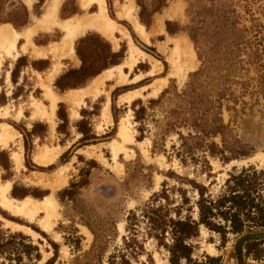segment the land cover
Here are the masks:
<instances>
[{
    "label": "rangeland",
    "instance_id": "obj_1",
    "mask_svg": "<svg viewBox=\"0 0 264 264\" xmlns=\"http://www.w3.org/2000/svg\"><path fill=\"white\" fill-rule=\"evenodd\" d=\"M23 1L30 6L34 0ZM23 1L0 0V20L10 17V10L19 13L20 9L16 8ZM48 1L44 2L42 13L33 16L29 25L35 17H40L43 22ZM76 1L70 0L66 10L73 8ZM107 1L104 0L107 15L128 32L136 47L147 54L131 70L123 68L129 81L112 88H109L111 82H106L110 122L101 114L105 97L91 98L88 94L96 75L75 90L60 91L54 85L60 74L81 65L75 51L76 60L70 61L67 53L61 50L64 31L60 27L48 28L43 23L32 33L33 46L43 47L47 53L43 57H32L27 52L22 54L27 55V60L50 58L46 60L52 65L43 71H37L29 64L20 66L16 83L5 81V73L13 68L16 58L0 50V96L5 99V103L0 104V123L8 124L17 133L15 138L6 137V145L4 138L0 140V150H6L9 156L14 152L21 155L19 165L9 157V170L0 165V185L10 182L11 187L16 184L47 192L37 199L51 194L54 185L58 203V210L54 218L51 217L52 229L48 231L38 222L43 213L30 219L0 206V216L4 220L24 226L23 229H11L1 220V240L21 232L28 236L24 242L36 245L40 253L39 259L34 255L29 259L24 256L20 264H44L54 254L51 241L57 246L53 264H110V260L115 264H122V260L127 264H170L167 247L158 243L148 231L147 220L142 216L146 204L165 205L170 208L172 217L177 205L181 218L190 216L197 220L199 191L194 183L204 188L205 199L214 200L227 190L229 176L241 169L263 170L264 181V0H109L111 11ZM163 1L165 6L153 13L147 31L143 27L145 35L147 33L145 37L134 30L127 18L118 15L122 6L130 2L138 20V3H141L145 6L143 16L147 18V14ZM14 4L15 9H8ZM92 4L96 6L94 11L82 9V14L68 18L96 12L98 2L93 1L89 6ZM170 7L172 14V10L167 13ZM166 20L181 30L169 34L165 28ZM39 32L50 33L40 34L33 41ZM89 32L108 42L107 45L93 38L90 42L93 54L107 50L116 52L122 48V60L126 57L128 40L123 34H114V45L96 31L87 30L84 34ZM189 33L194 35L193 40ZM81 36L73 41V48ZM19 39L17 45L21 46L25 40ZM179 39L187 43L186 55L184 52L179 56L180 60L186 61L178 60V68L171 73L168 58L174 40ZM38 42L47 45L37 46ZM50 48L52 51L49 52ZM154 61H158L159 69L149 74ZM102 63L100 57L94 65L101 67ZM50 72L54 77L57 74L53 82L49 80ZM138 74L141 77L131 81ZM161 78L165 82L158 93L149 95L150 84ZM45 87L60 97L55 102L54 114L51 120L30 119L36 108L44 111L47 117L51 113V98ZM132 90H138L139 94L130 102L119 101L121 94ZM14 93H17L16 97ZM59 102L64 103L68 116L67 135L56 130ZM140 106L144 108L142 117L136 119L134 110ZM74 108L76 115L72 114ZM82 118L97 138L79 147H76L77 143L65 156L67 161L62 162L60 155L81 135L75 124ZM35 121L46 124L47 131L42 138H31L30 161L44 169L26 166L24 158V135L19 128L29 130ZM120 122L126 124L127 139L117 135ZM215 127L218 131L212 133ZM256 153L262 155L261 159H248ZM91 159L94 163L89 162ZM50 163L52 167L47 169ZM64 188L69 189L68 194H61ZM10 190L9 195L14 197ZM162 190H165L167 200L163 195L152 200V195ZM131 210L136 219L129 221L127 215ZM213 221L225 225L224 236L199 224L197 235L185 241L192 246L191 260L182 258L180 264H209L207 256L219 257L218 264H264V236H255L264 232V228L245 226L242 233H234L221 218ZM163 242L171 244L169 233H165ZM0 264L16 262L0 252Z\"/></svg>",
    "mask_w": 264,
    "mask_h": 264
},
{
    "label": "trees",
    "instance_id": "obj_2",
    "mask_svg": "<svg viewBox=\"0 0 264 264\" xmlns=\"http://www.w3.org/2000/svg\"><path fill=\"white\" fill-rule=\"evenodd\" d=\"M44 0H37L33 6V13L38 15L40 13V6ZM108 6L111 11L110 1L108 0ZM19 13L14 12V10L8 11L10 13V17H5L3 20H0V23L8 22L15 29L19 30L22 27L26 26L29 21V11L27 7L20 3L18 4ZM70 5V0H65L61 6L60 14L62 17L68 16L71 13L79 12L76 3L74 2V7L70 8V10H66V6ZM140 10L138 12V20L141 22L146 29H148L151 25V17L154 12L159 11L161 7L165 6V2L163 1L161 4L155 6L154 9L147 14V18H144L143 11L145 6L141 3H138ZM12 7H16V5L8 6V9ZM95 10V6L92 5L88 11L92 12ZM66 12V13H65ZM7 13V12H6ZM16 14V15H15ZM165 28L169 34H174L181 30L179 27H175V23L166 20ZM190 38L193 40L194 35L189 33ZM93 38H98L104 44L108 45L106 40L100 38V36L93 34L91 32L84 34L80 38H78L75 42L74 51L81 60V65L78 68H70L64 73L60 74L54 81V85L60 90L64 91L66 89L78 88L81 87V84L84 83L88 78L93 77L100 73L103 69L117 65L123 58V49L116 52H112L111 50L104 51L103 53L96 55L93 54V50L91 49V40ZM96 41V40H95ZM46 42H38V44H44ZM103 59V63L100 65L101 67H96L94 62L98 59ZM105 59V60H104ZM108 61V62H107ZM29 64L32 68L37 71L45 70L49 61L46 59H37V60H27L25 56H19L16 59V62L11 69V80L16 83L18 69L20 66H27ZM2 92H0L1 95ZM3 95V94H2ZM14 97L17 96V93L13 94ZM0 96V104L5 103V99L2 100ZM4 97V96H3ZM2 100V101H1ZM143 106H140L136 110H134L135 118L140 119L141 113L143 112ZM56 116L59 119V123L56 126L57 132L64 133L67 135V125H68V116L66 112V108L63 102H59L57 104ZM76 130L81 134L75 143L64 151L60 155V160L65 162V156L68 154L69 150L76 145L79 147L83 144H86L87 141H94L97 136L90 133L91 129L88 126V122L82 118L78 120L75 124ZM22 132L23 136V146H24V158L26 166L44 169L42 166H36L30 161L32 144L31 138L39 137L42 138L45 136L47 131L46 124L35 121L32 123V126L29 130H26L24 127L19 128ZM218 127L213 128L212 133L217 132ZM240 155H247V153H241ZM80 158V156H78ZM234 157H237L234 155ZM228 159V158H227ZM92 160V159H91ZM89 161L90 163H94V160ZM0 165L5 169L9 170L10 168V159L9 154L6 150H0ZM52 164L46 166L47 169L51 168ZM263 170H256L252 167L241 169L237 174L230 175L226 180L227 190L220 194L214 200H207L204 198V188L200 185H196L199 191V199L197 200L198 207V219L192 220L190 216H185L181 218L179 215V206H174L175 208V216L170 215V208H167L162 204H153V202L148 203L142 209V216L147 220L148 231L151 235H153L158 243L164 244L167 247L169 252V263L170 264H180V260L183 258L186 261H190V254L192 252V246L190 244L185 243V241L193 236H196L198 233L199 224H203L211 230H215L220 232L222 237L225 233V225L216 223L213 220L215 218H221L224 223H228L229 228L234 233H242L244 231V227H255V228H264V181L262 180ZM35 189V190H34ZM33 190H29L24 186H17L13 184L10 190V194L15 198H22L26 195H31L36 198H40L43 195L47 194L46 191H41L37 188ZM32 191V192H30ZM36 191V192H35ZM69 189L64 188L61 190V194H68ZM167 200V194L165 190H162L159 194H153L152 200H155L157 196H162ZM127 219L129 221L135 220L134 211H129L127 215ZM169 233L171 238V244L167 245L163 242V238L165 233ZM1 232H0V252H4L6 257L9 260H14L16 264H20L22 258L25 256L26 258H31L32 255L37 259L40 258V253L36 245L31 244L30 242H24L25 239H28V236H25L21 232H15L12 234L4 236V241L1 240ZM130 240H133L132 238ZM53 249L54 254L52 257L48 258L44 264H53L54 258L57 253V246L54 242H50ZM220 258L207 256V262L209 264H218ZM122 264H127L126 260H122ZM110 264H115L113 260H110ZM91 264V262L89 263ZM95 264V263H93Z\"/></svg>",
    "mask_w": 264,
    "mask_h": 264
},
{
    "label": "bare ground",
    "instance_id": "obj_3",
    "mask_svg": "<svg viewBox=\"0 0 264 264\" xmlns=\"http://www.w3.org/2000/svg\"><path fill=\"white\" fill-rule=\"evenodd\" d=\"M25 1L29 3L31 0H25ZM58 1L59 0H49L48 5H47L48 6L47 7L48 16L47 17H50L51 19L55 18L56 5ZM93 1L98 2V7H97L96 12L92 14H84L86 16H80L77 18L74 17L72 19L65 20L64 22H61L59 24V27L64 31V37L62 40L61 50L66 53H69L72 57L74 54V49H73L74 39L78 37L79 35L84 34L87 30H93V31L100 33L102 36L111 40L114 43V45H116V39H115L116 37L114 36L116 32L123 34L127 38L128 49H127L126 57L121 61L119 65H112L106 68L100 75L94 77L91 87H89L90 89L88 90V94L91 98H97L101 95L105 97V103L103 105V109L101 108L102 109L101 114H103L107 122H110L111 115L108 109L109 91L107 90L106 85H105L106 80H111L113 82V84L110 85L109 88H112L115 85L123 84L127 80L129 81V79H127L128 75L127 73L123 71V68L127 67L131 70L133 66H135L139 62V60L145 58L147 54L141 51L138 47H136L131 41L128 32L123 27H121L119 24L114 22V20H112L107 15L104 0H79V6L81 9L86 10L91 4V2ZM170 10H172L171 7L168 9L167 13H169ZM172 13H173V10L171 14ZM118 15L130 20L133 24L134 30L140 36L145 37L147 35V33L145 35L142 24H140L135 17L134 6L132 5V3L129 2V4H124L121 8V12ZM31 32L32 31L30 30V28L24 29L23 32H17L11 27H8L7 25L0 26V48H4L7 52H9L10 50H13L16 54L15 56H17L20 53L26 52L25 47L28 45V43L23 45L20 49H16L15 44H16L17 37L20 34H25L27 36V42H28L29 41L28 36ZM186 45H187L186 41L183 39L174 40V47L171 50V54L168 58L171 64V67H172L171 73L172 72L174 73L176 69L178 68L177 67V65H179L178 60H180L179 56L181 53L185 52ZM48 50L49 52L52 51L51 48ZM46 53H47L46 49H37V50L33 49L32 55L33 56H43V55H46ZM184 54L186 55V52ZM184 60L186 61V59ZM184 60L182 59L180 60V62L182 61V63H184L185 62ZM158 69H159L158 61H154L152 65V69H150V71H148L147 73L149 74L154 73ZM49 74H51V72ZM8 75L9 73H7L6 81L7 83H10L8 79L9 78ZM48 76H49V80H52L54 78L52 74ZM140 77L141 75L139 74L135 75L134 78L131 79V81H136ZM163 82H165L164 78H161L158 81L152 82V84H150L152 90L149 93V95L157 94L162 84H164ZM46 94H49L51 98L50 115L47 117L44 111L40 110L39 108H36L35 113L29 117L30 119L39 117V118H46V119L51 120V116L54 114V111H55L54 110L55 109L54 107L56 106L55 102L60 97L57 96V94L54 91H52V89L50 88L49 90H47L46 88ZM137 94H139L138 90L137 91L132 90L127 93L121 94L118 98H119V101L130 102L133 98L136 97ZM68 97L71 98L70 95H68ZM6 114L7 112L5 111L4 116ZM72 114L73 115L77 114V111H75V108L72 109ZM16 135L17 133L13 131L8 124L0 123V140L4 138V141H3L4 144H5L6 137L15 138ZM117 135L118 137L122 139H127L129 137L127 133V127L124 122H120ZM113 154L114 156L116 155L115 150H113ZM261 157L262 155L256 153L253 156L249 157L248 159L251 161H254L257 159H261ZM12 159L17 165H19L21 163L20 153L14 152L12 154ZM10 185H11L10 182H5L4 185H0V206L11 210L12 213L14 214L23 215V216L29 217L30 219H33L34 216L38 212L42 211L44 212V216L39 220V224L42 228L50 230L51 224H52L51 217L53 216L54 212H56V207H57V201L55 197L53 195H49V196L44 197L41 200L32 199V198H26L23 200H15L9 196ZM0 220H2L1 216H0ZM7 224L11 227V229L24 228L22 225H18V224H11V223H7ZM119 227H121V224H119Z\"/></svg>",
    "mask_w": 264,
    "mask_h": 264
},
{
    "label": "crops",
    "instance_id": "obj_4",
    "mask_svg": "<svg viewBox=\"0 0 264 264\" xmlns=\"http://www.w3.org/2000/svg\"><path fill=\"white\" fill-rule=\"evenodd\" d=\"M23 1V0H22ZM36 1L37 0H34V1H32V3H31V5L30 6H28L27 4H25V2L23 1V4L27 7V9H28V11H29V21H28V26H25L24 27V29H26V28H30V30L32 31L30 34H29V36H28V42H27V36L25 35V34H20L18 37H17V40H16V44H15V48L16 49H20L23 45H25L26 43H28V45L25 47L26 48V52L27 53H29V55L30 56H32V57H43V56H45V55H43V56H33L32 55V52H33V49L34 50H37V49H44L43 47H36V46H33V43H32V41H31V36H32V33L38 28V26H42L43 25V23L44 24H46V26L48 27V28H51V27H54V26H58L59 27V24L61 23V22H64L65 20H69V19H72V18H74V17H71V18H68V17H70V16H75V14L76 15H78V14H82L81 13V8H80V6H79V1L77 0L76 1V5H77V7H78V9L80 10L79 12H76V13H71L70 15H68V16H65V17H62L61 16V14H60V10H61V6H62V4H63V2L65 1V0H59L58 1V3H57V5H56V12H55V14H56V16H55V18L53 19H51L50 17H47L48 16V13H47V11H48V9H47V7H46V12H45V16L43 17V22L41 21V18L40 17H35L34 19H33V23L31 24V25H29L30 23H31V21H32V17L33 16H39L41 13H42V11H43V5H44V2L46 1V0H44V2L42 3V7H40V13L38 14V15H35L34 13H33V6H34V4L36 3ZM49 2V1H48ZM60 4V5H59ZM92 5H94V4H92ZM91 5V6H92ZM59 6V7H58ZM91 6H89L88 7V9L91 7ZM95 6V5H94ZM95 9H96V6H95ZM89 12V11H88ZM136 17V16H135ZM64 19V18H68V19H65V20H57V19ZM130 21V20H129ZM55 22H57V23H55ZM131 22V21H130ZM132 23V22H131ZM5 25H7L8 27H11L12 29H14L15 30V28L12 26V25H9V23L8 24H1L0 26H5ZM132 26H133V24H132ZM144 27V26H143ZM23 28V27H22ZM21 28V29H22ZM145 28V27H144ZM23 29V30H24ZM17 30V29H16ZM15 30V31H16ZM20 30V29H19ZM23 30H20V31H17V32H23ZM144 30H146L147 31V29L145 28ZM50 32H39V33H37V34H35V36L33 37V41H34V38L36 37V36H39L40 34H43V36L44 35H47V34H49ZM33 34V35H34ZM81 35H83V34H81ZM81 35H79V36H81ZM64 37V36H63ZM19 38H24V40H25V42L21 45V46H18L17 45V43L19 44ZM77 38V37H76ZM75 38V39H76ZM19 39V40H18ZM74 39V40H75ZM62 40H63V38H62ZM37 44V46H44V45H47V43H44V44H38V43H36ZM187 44V43H186ZM61 45H62V42H61V44H60V47H61ZM46 47V46H45ZM74 49V48H73ZM0 50H4L3 52L7 55V56H10V57H12L13 59L14 58H18L19 56H27V55H23L22 53H20V54H18L17 56H15L16 54H15V52L13 51V50H10L9 52H7L4 48H0ZM47 50V49H46ZM24 53V52H23ZM65 53V52H64ZM67 55H68V58H69V60L70 61H75L76 59H75V54H73V56L71 57V55L69 54V53H67ZM77 58V57H76ZM125 58V57H124ZM37 59H50V58H47V57H45V58H32V59H29V60H37ZM68 60V61H69ZM79 60H78V58H77V61L76 62H78ZM121 63V62H120ZM119 63V64H120ZM119 64H117V65H119ZM51 63L49 62V65H48V67L46 68L47 70H49L50 68H51ZM108 68V67H107ZM11 69L12 68H10L9 70H7V72L5 73V76H6V79H5V81L7 80V73H9V75H8V79H9V81H10V83L12 82V80H11ZM106 69V68H105ZM105 69H103V71L105 70ZM102 71V72H103ZM101 72V73H102ZM100 73V74H101ZM99 74V73H98ZM99 74V75H100ZM56 76H57V74H56ZM55 76V77H56ZM96 76H98V75H96ZM54 77V78H55ZM94 79V78H93ZM54 80V79H53ZM53 80H52V82H53ZM7 82V81H6ZM106 82H111V85L113 84V82L111 81V80H106ZM106 82H105V85H106ZM13 83V82H12ZM107 86V85H106ZM73 90H74V88H73ZM35 113V112H34ZM33 113V114H34ZM14 131V130H13ZM17 136V135H16ZM15 136V137H16ZM9 157H11L12 158V156H9ZM51 164V163H50ZM50 164H47V166L48 165H50ZM10 188H11V185H10ZM10 188H9V190H10ZM52 193L51 194H49V195H53L54 196V188H55V186L53 185L52 186ZM49 195H47V196H49ZM10 196V195H9ZM11 197V196H10ZM44 197H46V196H44ZM43 197V198H44ZM11 198H13V199H15V200H23V199H26V198H32V199H37V198H33V197H30V196H25L24 198H22V199H16V198H14V197H11ZM42 198V199H43ZM38 200H41V199H38ZM57 205H58V203H57ZM2 207V206H1ZM3 208V207H2ZM4 210H6V211H9V212H11L12 213V211L11 210H9V209H7V208H3ZM57 210L58 209H56V212H57ZM38 213H43V216H44V212H42V211H40V212H38ZM37 213V214H38ZM14 214V213H13ZM36 214V215H37ZM54 214H55V212H54ZM54 214H53V218H54ZM35 215V216H36ZM34 216V217H35ZM42 216V217H43ZM41 217V218H42ZM40 218V219H41ZM53 218H51V222H52V220H53ZM39 219V220H40ZM39 220H38V222H39ZM1 221V220H0ZM2 221H5V223H3V224H5V226L6 227H10L7 223H11V224H18V223H15V222H11V221H8V220H4L3 218H2ZM18 225H20V224H18ZM52 226H53V223L51 224V228H50V230L52 229ZM24 227V226H23ZM11 228V227H10ZM16 229H23V228H16ZM44 229V228H43ZM45 230H47L48 231V229H45Z\"/></svg>",
    "mask_w": 264,
    "mask_h": 264
},
{
    "label": "water",
    "instance_id": "obj_5",
    "mask_svg": "<svg viewBox=\"0 0 264 264\" xmlns=\"http://www.w3.org/2000/svg\"><path fill=\"white\" fill-rule=\"evenodd\" d=\"M255 236H264V232L258 234V235H255Z\"/></svg>",
    "mask_w": 264,
    "mask_h": 264
}]
</instances>
